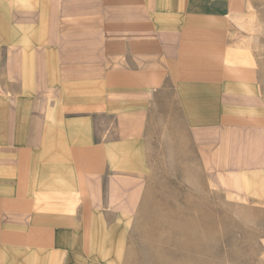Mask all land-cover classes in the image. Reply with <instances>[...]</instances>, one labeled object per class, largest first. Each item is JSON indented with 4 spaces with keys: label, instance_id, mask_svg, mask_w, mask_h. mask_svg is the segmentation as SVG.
I'll use <instances>...</instances> for the list:
<instances>
[{
    "label": "crops",
    "instance_id": "1",
    "mask_svg": "<svg viewBox=\"0 0 264 264\" xmlns=\"http://www.w3.org/2000/svg\"><path fill=\"white\" fill-rule=\"evenodd\" d=\"M30 2L72 46L0 47V264L124 263L156 121L264 151V0Z\"/></svg>",
    "mask_w": 264,
    "mask_h": 264
},
{
    "label": "rangeland",
    "instance_id": "2",
    "mask_svg": "<svg viewBox=\"0 0 264 264\" xmlns=\"http://www.w3.org/2000/svg\"><path fill=\"white\" fill-rule=\"evenodd\" d=\"M30 1L0 0V47L72 46L62 38L73 25L67 24L64 9L50 8V18L42 19L48 9ZM31 7L34 13L26 20ZM42 21L61 38L41 40ZM31 23L32 31L25 27ZM164 122L156 121L162 127H155L152 142L144 143L140 210L124 226L121 264H264L263 149L238 146L244 157L232 161L229 154L218 167L212 153H205L204 162L200 153L202 140L212 147L218 135L194 131L188 136L178 118L172 128Z\"/></svg>",
    "mask_w": 264,
    "mask_h": 264
}]
</instances>
